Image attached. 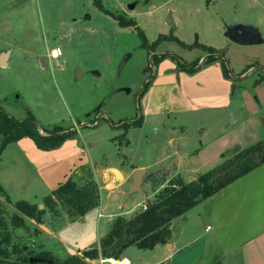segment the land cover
I'll return each mask as SVG.
<instances>
[{
    "label": "rangeland",
    "instance_id": "1",
    "mask_svg": "<svg viewBox=\"0 0 264 264\" xmlns=\"http://www.w3.org/2000/svg\"><path fill=\"white\" fill-rule=\"evenodd\" d=\"M99 6L135 20L138 28L119 26ZM230 28H246L264 40V0H0V55L10 51L9 67L0 65V110L18 122L26 121L32 114L41 133L52 132L57 126L66 133L75 131L62 146L63 151H69L70 156L76 155L77 164L84 165L78 170L79 175L86 179L91 171L101 191L100 207L81 222H73L61 206V216L56 217L49 211L44 215L43 225L58 232L69 245L61 248L58 241L57 244H45L57 261L66 260L70 255L81 257L84 250L97 248L119 216L134 218L156 200L159 185H164L163 191L179 180L188 182L190 178L178 175L164 183L168 174L158 171L159 167L154 165L173 148L195 153L201 150L199 158L197 155L191 157L200 164L198 161L204 163L214 157V152L221 149L224 141L248 147L264 139V125L261 129L264 108L260 107L259 116L254 117V128L257 129L254 131L248 122H244V114L236 112L234 116L230 113L231 107L218 110L199 107L203 102L190 94L203 92V97L213 102L215 97L211 91L218 86V69L209 68L210 64L202 67L201 72L207 71V74L201 75L204 82L201 89L196 86L201 76L187 78L194 73L184 71L180 65V61L189 65L198 61L200 64L208 54L199 45H205L223 52L237 76L249 75L257 66H264V44L235 45L225 37ZM138 29L145 33L150 45L165 36L176 37L194 48L172 40L160 43L155 53L173 56H166L157 65L153 61V69L151 57L154 53L142 47ZM55 48L64 52L59 61L48 57ZM174 56L180 61L173 59ZM165 73L170 77L167 78ZM162 76L159 84H150ZM263 80L264 71L256 70L248 77V82L234 83L238 88H248L259 85V81L264 83ZM148 83L149 95L141 94ZM219 92L222 94L223 89ZM192 100L198 104L194 105ZM254 102L258 104V99L254 98ZM147 106L154 114L149 115ZM165 107L173 115H164L162 120L155 113L162 112ZM175 111L179 113L174 114ZM140 119H143L142 123L137 126ZM127 124L129 127L126 128ZM226 126L230 133L225 136ZM173 127L176 131L171 129ZM202 131L207 133L203 135ZM172 136L176 141L169 143ZM219 138L220 141H216ZM6 151L20 149L10 145ZM240 151L239 146L222 150L215 162L224 163ZM7 154H10L13 169L7 167L5 160L0 163L1 179L4 181L13 175L11 181L17 184L21 182V173L24 177L23 183L12 187V200L35 204L37 200L29 195L35 189L32 188L35 184L33 171L17 159L16 154ZM217 166L216 163L209 168L203 166L201 171L206 173ZM110 168L121 170L124 180H117ZM138 169L148 170L143 191L128 195L133 185V173ZM19 191L29 192L28 196L19 197ZM38 192L43 190L38 189ZM114 194L118 197L112 200ZM0 201V213L2 211L10 224L16 213V203L11 201L10 204L5 198ZM37 205L42 206L41 210L46 209L44 199ZM193 222L180 243L196 236L198 228ZM27 224L28 231L20 229L14 233L17 245H27L26 250L35 254L42 253L44 244L36 229L37 223L28 219ZM182 225L181 220L175 222L176 233ZM77 251L81 253L76 254ZM156 260L152 250L131 247L119 260L100 259L91 264H152ZM176 264H182L180 257Z\"/></svg>",
    "mask_w": 264,
    "mask_h": 264
},
{
    "label": "crops",
    "instance_id": "2",
    "mask_svg": "<svg viewBox=\"0 0 264 264\" xmlns=\"http://www.w3.org/2000/svg\"><path fill=\"white\" fill-rule=\"evenodd\" d=\"M4 53L5 52H2V54ZM9 59L10 55L7 61V67L10 65ZM211 67H216L218 70H215L219 73L217 76L218 83H216L218 86L216 89L211 91V95L215 97V100L213 101L214 103L211 99L207 100V98L203 97V92H193L190 96L192 97L196 95V99L203 102L199 105V107L206 109L218 110L219 108L223 109V107H231V114L234 116L237 114L236 112H239L240 115L244 114V122H248L250 124H248L249 127L254 131L257 130L254 128V117L259 116L260 107L264 108V83L257 86H249L248 88H238V86L234 83L236 81L232 80L231 77L228 78L226 73L221 70L223 68L221 63L214 62L210 64L209 68ZM201 70L196 71L192 76L188 75L187 78L194 79L196 76V78H198L201 75L203 76V74H207V71L201 72ZM165 74L167 75V73ZM177 74L181 75L182 73L177 72ZM253 74L254 73L237 82L244 83L248 80V77ZM202 76L200 81L196 82V86L201 87V89L202 86H204ZM239 76L245 75L240 74ZM169 77L170 76L167 75V78ZM163 78V76L161 78H156L155 82L152 83V86L154 84H159L160 79ZM175 81L176 77L174 82ZM231 84L236 85V88L232 85V90H230ZM174 85L177 86L176 84ZM165 88H167V86H165ZM221 89H223L222 94L219 92ZM253 91L255 92V95H253ZM148 92L149 89L145 95ZM252 97L253 100L251 99ZM179 98L184 100V98ZM254 98L258 99V104L254 102ZM172 100H174V98ZM192 103L194 105L198 104L196 101H193ZM148 109L150 110L149 115L151 113L154 114L147 106V112ZM161 111L162 112L155 114L160 116L162 120L164 115L168 117L173 115L168 112L170 111L168 107L161 109ZM176 113L179 112L175 111L174 114ZM163 123L165 126L164 121ZM263 125L264 124L261 123V129L263 128ZM171 129L176 131V128L174 127ZM202 133L205 135L207 132L202 131ZM223 133L225 136L230 133L227 126L225 127ZM42 134L45 133L42 132ZM225 136H223V139ZM170 138L169 143H174L176 141V137L172 136ZM32 141L33 140L30 141V138H25L15 144H11L16 145L20 151H6V148L0 158V163L5 160L7 167H11V169H13L12 161L9 159L10 154H7V152H11V154H16L17 159L22 160L23 164H26L31 168L34 174L35 182V184L32 185V188L35 189H33L32 193L29 195L30 197L36 199L37 201L35 204H38L42 202L45 197L52 194V192L55 191L61 183L65 182L84 165L80 166V164H77L78 162L74 159L76 158V155L73 156L74 154H71L70 156V154H68L69 151H63V147L51 151H43L36 146L34 141ZM216 141H220V138L216 139ZM237 144L239 143L236 142L235 145H230L224 141L221 149L214 152V157L207 159L204 163L198 161L200 164H197L196 160L191 159V157L197 155L199 158L202 155L201 150H197L198 153H195L196 151L185 152L182 151L181 148L175 147L169 152V154L163 158H159L154 165L159 167L158 171H164L168 174L166 179L167 182L164 183H169L178 175H181L182 177L185 175L190 178L188 182H192L197 180L199 175L203 173L201 171L203 166H208L209 168L213 166L214 163L218 164V166L222 164V161L215 162V157H217L222 150L227 151L228 149L236 146H239L241 150L250 147H242L241 144ZM175 165L177 167H175ZM144 170H146V173L148 172L147 169ZM12 176H7L4 181L0 177V183L8 193L11 201L14 202L12 200L14 195L12 187L23 183L24 177L21 173V182L14 184L11 181ZM19 178L20 177H18V179ZM13 179H15V177ZM22 185L24 186V184ZM163 186V184L158 186L159 188L157 189V193L162 190L161 188ZM38 189L43 190V192H38ZM17 193L19 197H25L28 196L29 192L19 191ZM17 202L18 201L14 203ZM84 218L78 221L81 222ZM177 220H181L183 223L179 233H176L174 230V224ZM192 222L194 227L198 228L196 236L189 238L186 242L180 243V238L184 237L186 229L190 227ZM68 223H71V221ZM83 223L85 224V222ZM36 229L39 231V237L44 244L43 252L52 253V251L45 248V244H49L50 242L57 244L58 241L61 248L67 247L68 242L62 239L58 232L49 230L48 226L37 224ZM171 231L172 236L169 243L166 245H158L154 250H152L154 252V259H157L156 262L152 264H176V259L178 257H180L182 264H264V164L249 172L242 178L236 180L218 194L200 203L183 216L175 219L172 223ZM78 253H81V251L76 252V254ZM181 254L182 256H180ZM124 257L129 258L128 256ZM129 259L131 260V258Z\"/></svg>",
    "mask_w": 264,
    "mask_h": 264
},
{
    "label": "trees",
    "instance_id": "3",
    "mask_svg": "<svg viewBox=\"0 0 264 264\" xmlns=\"http://www.w3.org/2000/svg\"><path fill=\"white\" fill-rule=\"evenodd\" d=\"M99 5V3H98ZM101 10L107 12L123 28L137 29L135 20L110 13L102 6ZM142 37V47L150 52H157V47L164 41H176L184 47L188 46L176 37H161L154 44L150 45L145 33L138 29ZM208 55H214L218 51L214 47L199 45ZM166 56H155V65L159 64ZM176 60V58H173ZM217 59L211 57L206 64H212ZM183 70L188 73H195L194 70L199 62L192 63L187 67L180 62ZM225 73L230 78V72L224 65ZM248 68L245 72H248ZM264 81V80H263ZM262 81H259L260 84ZM152 84V83H150ZM143 92L148 91L149 85ZM142 95V96H143ZM143 119L136 122L140 126ZM26 121L19 123L14 118L0 114V158L6 148L22 139L30 138L36 146L43 151H51L62 147V145L74 136V132L66 133L59 126L52 132H40L35 117L31 114ZM129 127V125H125ZM264 164V139L252 146L236 153L231 159L199 175L198 179L192 182L179 180L157 194L156 200L150 202L147 210L142 211L134 218L127 219L119 216L112 223L109 233L104 236L97 248L84 251L83 256H72L66 260L57 261L52 254L42 252L35 254L26 250L27 245H17L15 239L16 230H29L27 220H33L37 224H43V217L47 211L54 216H61L59 206L66 212L68 217L74 222L84 218L88 213L100 207L102 203L101 191L98 183L92 178L89 171L88 178L79 175V171L71 175L65 182L61 183L53 193L45 197L46 209L41 210L37 204L27 201H19L14 204L15 215L11 218L10 224L0 213V264H91L95 260H119L121 256L131 247L141 250H154L158 245L169 243L172 231L171 226L175 219L183 216L200 203L231 185L236 180L242 178L249 172ZM83 183V184H82ZM5 198L10 204L11 199L0 183V200ZM2 202L0 201V207ZM15 241V242H14ZM22 248V249H21ZM31 258H38L41 261L31 263ZM100 264V263H97Z\"/></svg>",
    "mask_w": 264,
    "mask_h": 264
},
{
    "label": "water",
    "instance_id": "4",
    "mask_svg": "<svg viewBox=\"0 0 264 264\" xmlns=\"http://www.w3.org/2000/svg\"><path fill=\"white\" fill-rule=\"evenodd\" d=\"M133 6V5H131ZM172 19H170L169 22H171ZM226 38L230 41H232L234 44L238 45V46H241V47H253V46H260V45H263L264 44V40L258 38V36H256L254 33H252V31L246 29V28H242V29H239V30H236V29H228L226 34H225ZM9 55H10V52H6L4 54H2L0 56V65L3 67H6L8 65V58H9ZM160 56V57H163V56H173V55H169V54H157V53H154L151 57V61H152V67L153 69H155V66H154V63H153V59L155 56ZM219 55H206L204 57V59L200 62V64L194 69L195 71H200V69L206 64V62L211 58V57H218ZM174 58L176 59H179L178 57L174 56ZM185 65H187L188 67L189 64L185 61H182ZM227 66H228V69H229V72H230V76L234 79V81H240L242 80L244 77L246 76H249L250 74L254 73L256 70H259V69H262L264 70V67L262 66H257L255 69H253L249 75H245V76H237L233 69H232V66L230 63L227 62ZM78 74H82L80 71H78ZM149 84V83H148ZM147 84V85H148ZM146 86H144L143 90H142V93L144 92V90L146 89ZM234 88H236V85H234ZM142 96V95H141ZM4 112L2 110H0V114ZM24 122H32V121H24ZM24 122H19L20 124L21 123H24ZM109 171L111 173L114 174L115 178L117 180H124V174L121 170L117 169V168H110ZM146 174V170L144 169H138L136 170L134 173H133V185L131 186L130 190H129V193L128 195L130 194H133V193H138V192H142L143 191V182H144V176ZM114 197H118L117 194H114L113 197H112V200H114ZM42 206H40V209H41ZM31 263H35V262H38V261H41L39 260L38 258H31Z\"/></svg>",
    "mask_w": 264,
    "mask_h": 264
},
{
    "label": "built area",
    "instance_id": "5",
    "mask_svg": "<svg viewBox=\"0 0 264 264\" xmlns=\"http://www.w3.org/2000/svg\"><path fill=\"white\" fill-rule=\"evenodd\" d=\"M63 56H64V52L61 48L52 49L48 55L50 60H57V61L62 59ZM147 208H148L147 206L144 207L145 210H147ZM106 261H104V262H106Z\"/></svg>",
    "mask_w": 264,
    "mask_h": 264
},
{
    "label": "flooded vegetation",
    "instance_id": "6",
    "mask_svg": "<svg viewBox=\"0 0 264 264\" xmlns=\"http://www.w3.org/2000/svg\"><path fill=\"white\" fill-rule=\"evenodd\" d=\"M227 32V31H226ZM226 37V36H225ZM230 41V40H229ZM232 42V41H231ZM233 43V42H232ZM236 45V44H235ZM241 47V46H240ZM218 51V50H217ZM214 55H219L218 57H214V58H216L217 60L216 61H218V62H216V63H221L222 65H227V62L228 63H230L229 62V60H228V58H227V56H225L224 55V53L223 52H217L216 54H214ZM176 60H178V61H180L179 59H176ZM181 62V61H180ZM207 63V62H206ZM262 67H264V66H262ZM202 69V68H201ZM200 69V70H201ZM259 70H261V71H264V70H262V69H259Z\"/></svg>",
    "mask_w": 264,
    "mask_h": 264
},
{
    "label": "bare ground",
    "instance_id": "7",
    "mask_svg": "<svg viewBox=\"0 0 264 264\" xmlns=\"http://www.w3.org/2000/svg\"><path fill=\"white\" fill-rule=\"evenodd\" d=\"M117 197H114V199H116Z\"/></svg>",
    "mask_w": 264,
    "mask_h": 264
}]
</instances>
